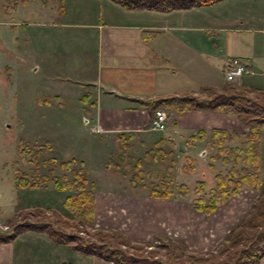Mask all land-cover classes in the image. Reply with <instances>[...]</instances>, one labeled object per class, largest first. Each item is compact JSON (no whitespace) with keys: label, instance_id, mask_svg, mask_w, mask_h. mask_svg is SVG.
I'll return each instance as SVG.
<instances>
[{"label":"rangeland","instance_id":"374dc122","mask_svg":"<svg viewBox=\"0 0 264 264\" xmlns=\"http://www.w3.org/2000/svg\"><path fill=\"white\" fill-rule=\"evenodd\" d=\"M58 6V2L54 1L44 3L41 0H27L23 3L21 0H0L1 219L5 221L16 215L20 208L35 206L46 208L48 214H51L50 208H54L71 216L62 205L68 191L57 189L52 180L47 181L45 190L17 188L14 186V176L17 170H25L31 175L36 166L41 173H48L49 165L41 164L40 161L53 156L56 165L51 175L69 179L70 171L58 164L62 160L74 158L72 167L86 168L87 177L96 185L94 227L118 229L128 234L132 242L151 241L152 247L156 249L150 251L147 245L142 248L125 246L129 252L166 258L165 247L157 245L159 240L156 235L164 241L171 237L184 242L185 251L206 254L215 250L227 231L247 214L258 191L243 186L239 193L219 204L213 213L204 214L196 210L193 206L195 181L203 179L207 188L213 186L214 174L220 170L226 172L231 162L213 158V152L216 151L214 146L210 149L207 145V155L201 156V147H195L194 151L188 149L190 145L180 136L173 143L163 144L166 150H170L165 159L145 162L143 168L146 172L143 180L137 184L131 181L129 172L107 166L109 159L118 162L121 149L117 134L96 129L86 119L90 118L87 111L78 108L81 102L74 94L77 87L57 77H75L77 57L82 55L75 49V42L62 36L59 38L61 30L66 36L74 25L72 28L68 24L55 25L54 22H59L63 14ZM69 17L66 19H81L76 14H70ZM242 18L243 23L230 21L229 27L235 30L220 32L219 40L231 53L246 57L257 53L259 58L256 63L260 64L264 54V35L260 31L249 30V27L260 25V20ZM78 22L82 23L83 19ZM216 70L218 76L224 77L223 60H220ZM261 73V69L256 67L253 73L243 74L232 82L247 79V76L261 77ZM59 91L64 96V102L55 96V92ZM247 130L240 124V137L226 144L239 145ZM162 132L163 129H156L152 133L158 137ZM154 135L144 131L128 141L125 155L131 164L148 147L153 146ZM46 141L51 144V148L37 152L35 144L44 146ZM261 141L264 184V127ZM194 152L196 156L192 155ZM187 154L194 158L193 171L188 169L190 159ZM168 178L176 184L171 198L161 199L149 195L151 183H161ZM179 183L188 187L184 195L179 194ZM94 227L89 228L93 230ZM178 248L175 246V252ZM262 258L261 264H264ZM61 261L75 264L115 263L89 258L63 243L57 245L47 234L35 230L26 231L18 235L15 241L0 246V264H60Z\"/></svg>","mask_w":264,"mask_h":264},{"label":"crops","instance_id":"0c3cea01","mask_svg":"<svg viewBox=\"0 0 264 264\" xmlns=\"http://www.w3.org/2000/svg\"><path fill=\"white\" fill-rule=\"evenodd\" d=\"M62 12L55 25L74 26L67 31V35L71 34L68 36L59 30V38L75 42V49L82 55L75 63V77H57L77 87L74 94L81 102L78 108H84L90 117L86 119L104 133L116 135L133 131L135 136H140L148 131L149 135H154L152 132L156 129L150 127L149 105L143 100L171 94L205 96V87L220 88L227 82L225 76H218L216 67L223 60L224 70L225 63L233 56L248 60L254 70L258 67L262 72L261 77L247 76L236 83L264 87V54L258 64L257 53L247 57L231 53L219 40L220 32L235 30L229 27L230 21L243 23L242 17L259 19L260 25L249 30L264 35V0H222L169 11L131 10L111 0H66ZM70 14H76L81 18L78 21L83 19V22L66 19ZM143 30H158V33L145 41ZM55 96L64 102L60 91L55 92ZM159 108L165 110L167 118L162 135H154V140L163 137L166 142H175L177 136L184 137V142L190 145L188 149L194 151L195 147H201V156L207 155L208 146L213 147L208 136L191 141L189 135L199 129L208 132L216 126L237 132L240 124L247 127L235 113L179 112L162 105ZM194 153L192 155L196 156ZM262 259L264 263V255Z\"/></svg>","mask_w":264,"mask_h":264},{"label":"trees","instance_id":"16d2710c","mask_svg":"<svg viewBox=\"0 0 264 264\" xmlns=\"http://www.w3.org/2000/svg\"><path fill=\"white\" fill-rule=\"evenodd\" d=\"M21 1L25 3L27 0ZM41 1L44 3L58 2V10L61 8L62 11L66 0ZM111 1L131 10L169 11L210 5L222 0ZM157 33L158 30H143L142 37L148 41ZM205 89H207L205 96L171 94L157 99H146L143 100V103L149 105L148 111L152 115L151 120L154 117L155 109L162 105L179 112L211 110L235 113L239 121L248 127L237 146H230L226 143L240 137V134L224 127H212L208 132L199 129L188 137L189 140L194 141L208 136L210 143L216 148L212 157L221 158L226 163L231 162L226 172L220 170L214 174L213 186L207 188L203 179L195 181L196 196L193 206L196 210L204 214L213 213L219 204L225 203L231 196L239 193L243 186L258 191V196L251 204L247 214L227 231L215 250L206 254L185 251L186 244L184 242L175 241L171 237H167V240L164 241L159 235H156L159 240L157 245L165 247L166 258L134 255L125 246L142 248L147 245L150 246V251H156V249L152 247L151 241L138 244L132 242L128 234L118 229L105 230L94 227L96 218L95 183L87 177L86 168L72 167L75 162L74 158L62 160L58 164L70 171L69 179L51 175L56 165V159L53 156L40 161L41 164L49 165L48 173H41L38 166L32 169L31 175H28L25 170H17L14 176V186L45 190L47 181L52 180L57 189L68 191L62 200V205L70 212L71 216L64 215L54 208H50L52 215L46 212V208L40 206L20 208L16 215L5 219L7 228L0 229V245L15 241L18 235L26 231L35 230L47 234L57 245L63 243L71 250L80 252L87 257L112 261L116 264H260V259L264 255V184H262L261 174L264 87L227 81L220 88L207 86ZM86 95L88 94L86 93ZM134 137L133 131L120 132L116 135L121 152L118 154V162L109 159L107 166H114L116 169L129 172L131 181L137 184L143 180L146 172L143 168L145 162L165 159L170 150L163 147L166 140L160 137L154 140L153 146L148 147L142 156L136 157L134 164H131L125 152L129 147L128 141ZM43 145L35 144L36 151L40 152L51 148V144L47 141ZM187 158L190 159L188 169L193 171L194 158L191 156H187ZM175 186L176 184L168 178L161 183H151L148 193L154 198L169 199L174 195ZM178 188L180 195H184L188 191V187L184 183H179ZM89 227L94 228L91 230ZM175 246L179 247L177 252L174 250ZM61 264L75 263L63 261Z\"/></svg>","mask_w":264,"mask_h":264},{"label":"built area","instance_id":"2783aa9c","mask_svg":"<svg viewBox=\"0 0 264 264\" xmlns=\"http://www.w3.org/2000/svg\"><path fill=\"white\" fill-rule=\"evenodd\" d=\"M225 79L234 81L239 76L246 73H253L254 70L249 66V62L241 57L234 56L227 60L224 67ZM166 112L163 108H156L155 115L151 121V127L155 129H163L165 127ZM5 221L0 217V229H6Z\"/></svg>","mask_w":264,"mask_h":264}]
</instances>
